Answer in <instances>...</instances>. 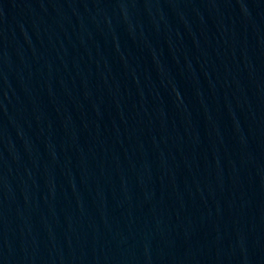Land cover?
Returning <instances> with one entry per match:
<instances>
[{
  "label": "water",
  "instance_id": "1",
  "mask_svg": "<svg viewBox=\"0 0 264 264\" xmlns=\"http://www.w3.org/2000/svg\"><path fill=\"white\" fill-rule=\"evenodd\" d=\"M0 264H264V0H0Z\"/></svg>",
  "mask_w": 264,
  "mask_h": 264
}]
</instances>
